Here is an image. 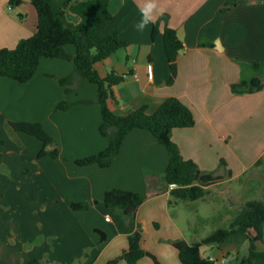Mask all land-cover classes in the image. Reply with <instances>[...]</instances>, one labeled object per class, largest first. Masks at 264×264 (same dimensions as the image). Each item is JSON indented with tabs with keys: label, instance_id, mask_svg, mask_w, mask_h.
<instances>
[{
	"label": "crops",
	"instance_id": "0c3cea01",
	"mask_svg": "<svg viewBox=\"0 0 264 264\" xmlns=\"http://www.w3.org/2000/svg\"><path fill=\"white\" fill-rule=\"evenodd\" d=\"M9 1L0 0V50L14 49L33 36L38 25L30 0L16 7ZM80 1L84 0H72ZM157 2L163 11L157 13L156 22L164 15L168 22L160 24L153 40L154 23L142 32L135 28L144 0L110 1L114 18L105 34H118L128 43L96 64L102 78L112 71L123 77L114 87L112 111L123 115L147 107L150 114L167 98H178L195 117L194 127L175 129L171 135L183 158L226 178L215 186L237 181L242 186L259 185L233 194L238 203L264 201V186L260 190L264 183V0ZM68 17L78 23L74 15ZM166 25L176 30L184 46L177 59V79L170 86L166 84L171 73L164 48ZM66 49L75 54L73 46ZM69 76H74L75 84L67 92L60 80ZM251 80L260 86L240 88L241 81ZM97 92V85L80 80L74 63L64 59H41L35 76L25 84L0 76V139L4 140L0 144V264H26L33 258L43 264H107L120 256L129 246L128 219L104 204L106 192L113 189L145 197L137 216L143 229L142 248L160 264H182L172 241L193 244L209 236H200L193 226L188 203L169 206L172 188L163 181L169 154L150 132L133 130L108 168L76 163L104 151L110 143L100 133ZM63 102L71 107L58 109ZM9 121L42 124L59 157L39 158L43 142L11 131ZM222 160L226 166H221ZM208 197L199 200L204 207L210 205ZM85 202L92 203L90 209H71L72 203ZM217 209H223L225 216L212 220L201 216L196 207L198 224L218 228L229 222L232 212ZM249 246L248 237L237 234L220 244L205 245L202 254L231 264L236 257L247 256ZM256 248L263 252L264 242H257ZM138 264L155 263L145 257Z\"/></svg>",
	"mask_w": 264,
	"mask_h": 264
},
{
	"label": "trees",
	"instance_id": "16d2710c",
	"mask_svg": "<svg viewBox=\"0 0 264 264\" xmlns=\"http://www.w3.org/2000/svg\"><path fill=\"white\" fill-rule=\"evenodd\" d=\"M38 14L37 30L33 36L21 40L14 49L0 50V76L9 78L20 84L29 82L36 74L41 59H64L72 61L75 75L80 80L97 85L96 101L101 107L102 123L100 133L109 137V146L102 152L77 160L80 166L98 164L103 168L110 167L119 155L125 138L135 129L150 132L156 143L166 147L169 154V164L164 172L163 181L171 187L169 206L179 203H190L205 199L211 194V188L225 181V177L202 171L193 160H185L178 146L172 141L171 135L175 129H188L195 126L193 112L178 98H167L153 113H148L147 107H141L123 115L112 111L110 105L115 102L114 87L123 81V77L115 71L102 78L96 69V64L105 61L125 49L128 43L118 34L107 35L106 29L113 21V14L109 10L111 0H84L73 3L72 0H30ZM22 0H10L12 7L20 6ZM68 13L78 19V23L69 20ZM162 22H168V15H164L153 25L152 38L159 33ZM164 48L170 67V77L167 85H173L177 79V59L184 49L175 29L165 26L163 32ZM75 48V54L66 49ZM258 68V66H255ZM61 85L70 92L75 84L74 76L60 80ZM260 82L254 80L241 81V89H256ZM71 106L67 103L58 105V109L67 110ZM11 131L32 135L44 144L39 158L49 155L59 157L55 141L45 132L42 124L28 122H8ZM0 144L4 140L0 139ZM54 146L53 150H47ZM262 160L259 161V163ZM221 166H226L224 160ZM145 197L139 193L113 189L106 192L104 204L123 218H127L128 249L120 256L110 260L107 264H138L145 257H149L155 264L158 259L142 248L143 229L137 222L140 207ZM91 202L72 203L71 209L84 211L90 209ZM104 240V234L98 232ZM244 234L249 239V250L245 257H236L231 264H256L264 261V251L258 252L257 242H264V201L252 200L246 202L240 209L233 212L228 226L215 229L204 240L189 244L185 240L172 241L177 249L182 264H218L219 261L205 258L202 248L205 245L220 244L228 238ZM85 253V257H86ZM26 264H43L38 258H33Z\"/></svg>",
	"mask_w": 264,
	"mask_h": 264
},
{
	"label": "rangeland",
	"instance_id": "374dc122",
	"mask_svg": "<svg viewBox=\"0 0 264 264\" xmlns=\"http://www.w3.org/2000/svg\"><path fill=\"white\" fill-rule=\"evenodd\" d=\"M263 161H264V157H263ZM260 170H262V168H259ZM258 169H256L254 172H256ZM251 175H247V178L250 179L252 178ZM245 179V180H248ZM253 185V184H252ZM259 185L255 184L254 187H252L251 185H240L239 181L233 183L232 185L230 184H225L222 186H213L211 188V194L208 197V200H210L208 203L210 204L207 207H204L202 205V201H196V202H190L188 203L189 206L191 207L190 209H187V214L190 216V218L193 221V226L196 228H199V235L200 236H207L208 234L210 235L211 232H213V229H217L215 228L214 225L210 224V225H199L198 224V216H197V212H196V207H198V209L200 210V215L203 217H208V218H212V220H216L217 218H219L220 216H225V213H223V209L219 210L217 209V206L229 209L232 214L229 216V222L233 216V212H235L236 210L240 209V207L244 204H240L238 203V201L236 200L237 198L233 195V194H238L239 192H241V190L244 191H249L252 187V190H256L258 188ZM264 183L260 186V190L263 188ZM230 188L232 189V191L230 190ZM238 192V193H237ZM210 198V199H209ZM212 198V199H211ZM196 206V207H195ZM229 222H225L224 224H220L218 227H222V226H228Z\"/></svg>",
	"mask_w": 264,
	"mask_h": 264
},
{
	"label": "clouds",
	"instance_id": "9594fccd",
	"mask_svg": "<svg viewBox=\"0 0 264 264\" xmlns=\"http://www.w3.org/2000/svg\"><path fill=\"white\" fill-rule=\"evenodd\" d=\"M162 11L157 0H144L140 8L141 19L135 25L136 30L142 32L150 23H155L158 19L157 13L162 14Z\"/></svg>",
	"mask_w": 264,
	"mask_h": 264
},
{
	"label": "built area",
	"instance_id": "2783aa9c",
	"mask_svg": "<svg viewBox=\"0 0 264 264\" xmlns=\"http://www.w3.org/2000/svg\"><path fill=\"white\" fill-rule=\"evenodd\" d=\"M149 75L152 76V68L151 67H149ZM106 220L110 221L111 218L107 217ZM219 264H227V262L225 260H222L219 262Z\"/></svg>",
	"mask_w": 264,
	"mask_h": 264
}]
</instances>
